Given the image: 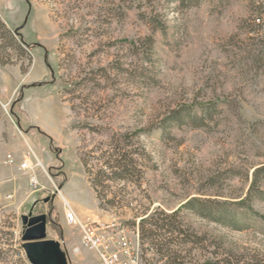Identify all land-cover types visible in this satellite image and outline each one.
<instances>
[{"label": "rangeland", "instance_id": "1", "mask_svg": "<svg viewBox=\"0 0 264 264\" xmlns=\"http://www.w3.org/2000/svg\"><path fill=\"white\" fill-rule=\"evenodd\" d=\"M0 4L24 50H6L3 72L24 76L36 53L48 71L0 94V264H31L20 218L30 210L47 214L70 264H100L64 201L80 221L127 236L123 264L264 261V193H250L264 165V0ZM29 86L55 90L66 109L61 136L48 146L34 131L33 151L15 117ZM19 151L40 165L11 180ZM216 210L230 217L216 221Z\"/></svg>", "mask_w": 264, "mask_h": 264}, {"label": "crops", "instance_id": "2", "mask_svg": "<svg viewBox=\"0 0 264 264\" xmlns=\"http://www.w3.org/2000/svg\"><path fill=\"white\" fill-rule=\"evenodd\" d=\"M0 14L2 16L5 14L2 12L1 8ZM21 37L25 39L27 43L29 42L22 32ZM36 57H38L39 60H36ZM47 75L48 71L42 61V56L38 53L35 54L34 61L29 71L24 76H21L17 68L14 72L15 79H12V76L3 72L0 66V94L2 91L5 92V90L14 89L17 83L19 84L20 82L33 83L44 81ZM43 87L45 86H29L26 88L24 93L22 92V99L19 103L20 110L15 114L17 122L23 129L25 128L23 136H20V138L24 141L28 149L30 148L32 151L33 149L29 143L37 146V140L39 139L33 136L34 131L40 132V137L44 139L43 141L45 143L48 141V146H50L51 142L57 141L65 129L66 109L64 104L55 90L42 93L41 90ZM26 123L28 124L27 126H25ZM16 156H22L24 161L26 155L19 151L16 153ZM20 165L21 163L16 161L15 164L9 167L10 174H7L8 178L14 180L20 174H27L26 169L21 168ZM61 165H63V163H61ZM15 191L17 190L15 189ZM26 199L27 198H24L23 201Z\"/></svg>", "mask_w": 264, "mask_h": 264}, {"label": "built area", "instance_id": "3", "mask_svg": "<svg viewBox=\"0 0 264 264\" xmlns=\"http://www.w3.org/2000/svg\"><path fill=\"white\" fill-rule=\"evenodd\" d=\"M259 21V19H256ZM32 153L27 152L25 160L22 162L21 167L26 169H32L40 165L37 158L31 159ZM9 163H12L13 159L11 155L6 159ZM29 185L31 188L37 187L36 176L32 173L29 177ZM64 215L69 224H77L80 227L81 242L88 249L96 252L100 264H123L120 255H125L129 258L132 253L131 241L127 236L122 235L118 238L111 235L108 230V226H101L94 222L80 221L75 212L70 208L67 202L64 201ZM117 248V249H116Z\"/></svg>", "mask_w": 264, "mask_h": 264}, {"label": "water", "instance_id": "4", "mask_svg": "<svg viewBox=\"0 0 264 264\" xmlns=\"http://www.w3.org/2000/svg\"><path fill=\"white\" fill-rule=\"evenodd\" d=\"M14 32L18 34L17 29ZM22 43L26 44L23 40ZM52 197L47 196L42 198V201L47 202ZM20 218L23 226L21 246L31 264H70L60 242L47 237V214H33L30 210L27 214H22Z\"/></svg>", "mask_w": 264, "mask_h": 264}, {"label": "trees", "instance_id": "5", "mask_svg": "<svg viewBox=\"0 0 264 264\" xmlns=\"http://www.w3.org/2000/svg\"><path fill=\"white\" fill-rule=\"evenodd\" d=\"M0 30H1V34L0 37L3 39V42L0 43V63L2 64H6L8 62V58L6 57L7 55L9 56V54L6 52L7 49H13V50H18L20 52L24 51L23 48L21 47V45L17 42L15 35L12 33V31L6 27V25L4 24V22L0 19ZM124 170V171H123ZM125 170H127V168H122V171L125 172ZM121 171V172H122ZM119 177H123V175L120 173ZM262 175H264V165L258 166L257 168L254 169L253 171V178H252V182H251V186H250V193L255 189V191L257 192H261L264 193V191L258 190L256 188V186L262 181L264 180V178H262ZM92 185L93 187L96 186V182L95 180H92ZM195 200H192V202ZM191 201L187 203V205H190ZM206 208L204 206H202V209L200 210V214L203 215L204 217H206V213L203 212L205 211ZM226 211V210H223ZM222 210H216V212H214V214H212V212H210V214L214 215L213 219H216V221L221 220V217H224L226 214V217H230L226 212H223ZM208 214V215H210ZM216 264H239L238 262L235 263H231V261L229 259H224L222 260V262L220 263L219 261H216ZM241 264H264V261L261 259H251V260H247Z\"/></svg>", "mask_w": 264, "mask_h": 264}]
</instances>
